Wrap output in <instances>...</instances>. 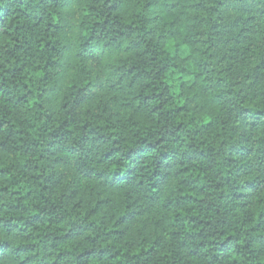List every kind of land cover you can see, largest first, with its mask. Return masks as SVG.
I'll return each mask as SVG.
<instances>
[{"label": "clouds", "instance_id": "9594fccd", "mask_svg": "<svg viewBox=\"0 0 264 264\" xmlns=\"http://www.w3.org/2000/svg\"><path fill=\"white\" fill-rule=\"evenodd\" d=\"M0 264H264V0H0Z\"/></svg>", "mask_w": 264, "mask_h": 264}]
</instances>
